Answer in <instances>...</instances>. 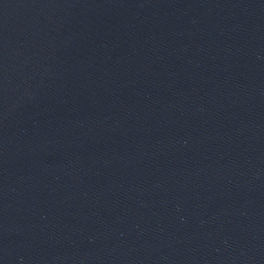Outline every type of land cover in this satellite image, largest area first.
Masks as SVG:
<instances>
[{
	"label": "water",
	"instance_id": "obj_1",
	"mask_svg": "<svg viewBox=\"0 0 264 264\" xmlns=\"http://www.w3.org/2000/svg\"><path fill=\"white\" fill-rule=\"evenodd\" d=\"M0 264H264V0H0Z\"/></svg>",
	"mask_w": 264,
	"mask_h": 264
}]
</instances>
